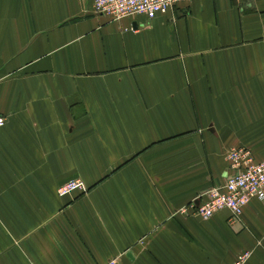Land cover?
I'll return each mask as SVG.
<instances>
[{"label": "crops", "instance_id": "crops-1", "mask_svg": "<svg viewBox=\"0 0 264 264\" xmlns=\"http://www.w3.org/2000/svg\"><path fill=\"white\" fill-rule=\"evenodd\" d=\"M92 2L0 0V264H264V201L177 213L264 160V0Z\"/></svg>", "mask_w": 264, "mask_h": 264}, {"label": "built area", "instance_id": "built-area-1", "mask_svg": "<svg viewBox=\"0 0 264 264\" xmlns=\"http://www.w3.org/2000/svg\"><path fill=\"white\" fill-rule=\"evenodd\" d=\"M187 1L189 0H93L91 11L95 15L107 17L112 22L124 19L151 21ZM5 122L6 118L0 114V128ZM226 159L228 173L223 184L203 191L178 210V214L206 221L215 213L225 210L230 212L236 221L249 201L253 199L264 201V160L256 161L252 152L244 147L229 150ZM82 191L84 187L81 181L70 180L59 187L57 193L65 195ZM248 256V253H242L232 264H244Z\"/></svg>", "mask_w": 264, "mask_h": 264}]
</instances>
